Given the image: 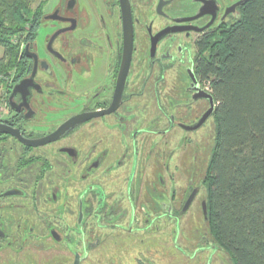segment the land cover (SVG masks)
<instances>
[{
    "label": "flooded vegetation",
    "instance_id": "1",
    "mask_svg": "<svg viewBox=\"0 0 264 264\" xmlns=\"http://www.w3.org/2000/svg\"><path fill=\"white\" fill-rule=\"evenodd\" d=\"M245 1H47L19 45L16 82L31 84L13 107L8 90L0 120L43 141L0 133V264H171L195 244L220 249L194 231L207 213L198 133L213 121L200 123L198 65Z\"/></svg>",
    "mask_w": 264,
    "mask_h": 264
},
{
    "label": "trees",
    "instance_id": "2",
    "mask_svg": "<svg viewBox=\"0 0 264 264\" xmlns=\"http://www.w3.org/2000/svg\"><path fill=\"white\" fill-rule=\"evenodd\" d=\"M33 2L0 0V74L14 70L9 89L22 65L20 42L33 36L42 13ZM206 52L198 70L215 102L203 177L206 230L233 264H264V0H246Z\"/></svg>",
    "mask_w": 264,
    "mask_h": 264
},
{
    "label": "rangeland",
    "instance_id": "3",
    "mask_svg": "<svg viewBox=\"0 0 264 264\" xmlns=\"http://www.w3.org/2000/svg\"><path fill=\"white\" fill-rule=\"evenodd\" d=\"M48 0H34L33 6H37L38 4H43L44 11H48L50 9V3L47 2ZM47 2L46 5H44ZM51 2V1H50ZM14 42H17V38H14ZM2 53V48L0 47V54ZM14 70H10L7 72V74H0V105L4 107V101L5 97L7 94V89L9 90V85H11V82L13 80V72ZM209 84V82H208ZM6 107V106H5ZM6 113V111H5ZM198 139L201 143V148L198 151V156H199V163H198V184L200 185L201 178L204 177V170L207 166L208 160L211 155L212 148L214 146V139H215V125L212 121L210 120L209 125L199 131L198 133ZM200 187V186H199ZM205 196V188H201L200 192V200L203 199ZM195 210H197L196 207H194ZM200 214V213H199ZM196 217L198 218V222H194V231L200 227V230L202 231V234L204 231H206V225L201 221L200 215H197L195 213ZM205 229V230H204ZM210 240V236H206ZM195 244V241H194ZM197 245V244H195ZM194 245V256L188 260L187 262L185 261L184 258L181 256L175 257V259L171 260V264H233L229 256L227 255L226 252H224L221 249H218L213 252L211 248H205L204 250H200L196 248ZM214 253V254H213ZM181 259V261H179Z\"/></svg>",
    "mask_w": 264,
    "mask_h": 264
},
{
    "label": "water",
    "instance_id": "4",
    "mask_svg": "<svg viewBox=\"0 0 264 264\" xmlns=\"http://www.w3.org/2000/svg\"><path fill=\"white\" fill-rule=\"evenodd\" d=\"M31 78H27V79H23L19 82H16L13 84L12 88H11V93H10V102H9V105L10 107H13L14 106V101H12V98L13 96L19 92L21 90V88H28V86H30L31 84ZM208 98L210 99V108L208 109V111L206 112V114L204 115V117L202 118V120L200 121V123L206 118L208 117L213 111H214V107H215V102H214V98L212 96L211 93L207 94ZM64 129V126H62L60 129H58V131L56 133H59V132H62ZM0 133H8V134H11L17 138H19L20 140H22L23 142L29 144V145H36L40 142H43V141H39V142H35V140H26L24 139L19 131L17 129H14V128H11L7 125H5L4 123L0 122ZM45 139V138H43ZM47 139V138H46ZM45 139V140H46Z\"/></svg>",
    "mask_w": 264,
    "mask_h": 264
},
{
    "label": "built area",
    "instance_id": "5",
    "mask_svg": "<svg viewBox=\"0 0 264 264\" xmlns=\"http://www.w3.org/2000/svg\"><path fill=\"white\" fill-rule=\"evenodd\" d=\"M4 110H5V101H4V107L2 105H0V120L3 117Z\"/></svg>",
    "mask_w": 264,
    "mask_h": 264
},
{
    "label": "crops",
    "instance_id": "6",
    "mask_svg": "<svg viewBox=\"0 0 264 264\" xmlns=\"http://www.w3.org/2000/svg\"><path fill=\"white\" fill-rule=\"evenodd\" d=\"M1 47V46H0ZM2 48V47H1ZM2 55H3V48H2V53L0 54V58L2 57Z\"/></svg>",
    "mask_w": 264,
    "mask_h": 264
}]
</instances>
